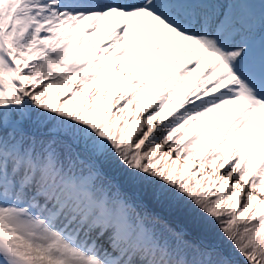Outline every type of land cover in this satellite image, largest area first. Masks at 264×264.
<instances>
[{"label": "snow or ice", "instance_id": "obj_1", "mask_svg": "<svg viewBox=\"0 0 264 264\" xmlns=\"http://www.w3.org/2000/svg\"><path fill=\"white\" fill-rule=\"evenodd\" d=\"M0 264H264V0H0Z\"/></svg>", "mask_w": 264, "mask_h": 264}]
</instances>
